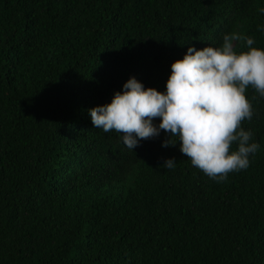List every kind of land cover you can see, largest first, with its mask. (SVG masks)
I'll use <instances>...</instances> for the list:
<instances>
[{"label": "trees", "instance_id": "1", "mask_svg": "<svg viewBox=\"0 0 264 264\" xmlns=\"http://www.w3.org/2000/svg\"><path fill=\"white\" fill-rule=\"evenodd\" d=\"M260 8L0 0V264H264V98L248 89L255 114L242 124L259 150L222 182L178 139L163 147L168 133L129 149L90 115L132 77L166 92L189 46L219 47L236 31L264 49Z\"/></svg>", "mask_w": 264, "mask_h": 264}, {"label": "clouds", "instance_id": "2", "mask_svg": "<svg viewBox=\"0 0 264 264\" xmlns=\"http://www.w3.org/2000/svg\"><path fill=\"white\" fill-rule=\"evenodd\" d=\"M258 11L264 13V8ZM238 43L247 50L237 51ZM254 43V37L232 31L223 35L219 47L189 46L183 59L172 64L166 92L145 89L132 77L111 103L90 109L93 125L105 133H122L129 149L161 131L168 133L163 147L176 146L178 139L193 167L217 182L226 180L229 173L247 169L260 147L253 132L242 127L255 114L257 96L249 99L248 89L264 98V49ZM157 118L158 126L153 123ZM175 163L169 158L162 167L173 169Z\"/></svg>", "mask_w": 264, "mask_h": 264}]
</instances>
